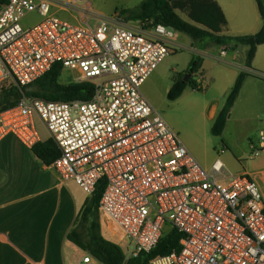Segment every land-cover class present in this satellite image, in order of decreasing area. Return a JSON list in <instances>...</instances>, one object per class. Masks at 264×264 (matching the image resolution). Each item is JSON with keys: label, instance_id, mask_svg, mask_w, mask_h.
Wrapping results in <instances>:
<instances>
[{"label": "built area", "instance_id": "obj_1", "mask_svg": "<svg viewBox=\"0 0 264 264\" xmlns=\"http://www.w3.org/2000/svg\"><path fill=\"white\" fill-rule=\"evenodd\" d=\"M79 1L0 6V85L27 87L59 64L75 82L94 87L89 101L21 98L0 111V140L11 135L32 149L40 142L38 117L59 150L50 167L61 182L74 181L91 195L104 179L99 213L120 232L125 259L151 251L176 230L179 250L149 264H264L258 184L245 173H229L219 159L202 166L141 92L163 59L182 47L175 32L126 22L119 12L94 15ZM51 7L77 10L84 20H61ZM30 14L40 20L23 26ZM259 137L253 156L264 148V133ZM92 259L86 252L77 264Z\"/></svg>", "mask_w": 264, "mask_h": 264}, {"label": "crops", "instance_id": "obj_2", "mask_svg": "<svg viewBox=\"0 0 264 264\" xmlns=\"http://www.w3.org/2000/svg\"><path fill=\"white\" fill-rule=\"evenodd\" d=\"M214 1L226 19L220 33L223 36L255 35L264 25L255 0ZM50 13L71 23L84 20L77 10L51 7ZM31 15L40 20L39 15ZM208 47L207 50L211 49ZM217 51V57L207 51L198 53L202 57L198 80L210 97L201 106H191L198 109L204 123L212 125L238 73L244 70L249 76L230 108L222 134L214 138L213 154L204 167L219 159L229 173H245L258 184L264 203V148L258 156L252 155L259 146L260 133H264V44L256 47L250 68L244 64L247 47L226 50L217 47ZM141 92L144 95L143 87ZM183 144L194 157L195 148ZM242 161L245 164H240ZM70 182L78 187L73 181L61 182L52 167L39 161L15 137L10 135L0 140V264H66V258L77 253L73 248L77 246L66 237L76 227L90 195L68 187ZM99 223L101 235L120 246V232L111 221L100 213ZM84 253L81 252L75 264ZM92 262L100 264L94 258Z\"/></svg>", "mask_w": 264, "mask_h": 264}, {"label": "trees", "instance_id": "obj_3", "mask_svg": "<svg viewBox=\"0 0 264 264\" xmlns=\"http://www.w3.org/2000/svg\"><path fill=\"white\" fill-rule=\"evenodd\" d=\"M7 0H0V6L6 4ZM259 14L264 21L263 0H255ZM178 11L184 13L187 20L183 19ZM222 10L214 0H142L134 9H122L119 11L126 22H142L143 24H161L174 32L184 34L195 42L203 43L205 47L217 45L234 49L239 46L247 47L245 55V67H251L256 47L264 44V25L258 33L251 36L230 37L221 35L222 29L226 26V19ZM186 74L189 75L186 81L182 77L174 79L167 92L170 101L176 100L183 93L187 86L198 89L193 80V75L201 68L202 57L192 55L188 61ZM63 68L55 64L44 76L31 83L37 85L35 93L25 92L26 87H17L12 83L0 85V111L14 107L23 98H36L44 101H89L93 96L94 87L87 82H71L62 84L59 79ZM249 73L241 70L228 93L223 107L217 113L211 127L212 136L218 137L222 134L232 107L244 79ZM184 80V79H183ZM5 84L7 86H5ZM39 161L50 166L58 156L59 150L52 140L36 143L31 149ZM95 190L89 199L84 203L76 223L67 234V240L81 250L87 251L100 264H149L154 258L168 255L179 250L181 235L176 230H170L159 240L158 244L149 252H140L136 257L125 259L122 248L107 239L100 232V210L99 201L105 188V180L98 181ZM87 227V228H86ZM86 228V237L82 238L80 229Z\"/></svg>", "mask_w": 264, "mask_h": 264}, {"label": "rangeland", "instance_id": "obj_4", "mask_svg": "<svg viewBox=\"0 0 264 264\" xmlns=\"http://www.w3.org/2000/svg\"><path fill=\"white\" fill-rule=\"evenodd\" d=\"M141 1L142 0H80L77 5L79 7H84L86 4L90 8V13L94 15L110 16L122 9H134ZM52 10L55 9L52 8ZM178 14L183 19L187 20L184 13L178 11ZM37 21L38 17L30 14L22 20L21 24L29 27L34 25ZM91 21H93V19ZM175 41L182 45V47L166 56V58H164L157 66L155 71L142 85L144 90L143 96L147 99L153 109L163 118L172 131L177 134L180 141L195 148V159L201 165L205 166V161L209 160L213 154L212 147L215 140L214 136L210 133V124L208 122L204 123L200 114H198V109L191 106V104L201 106L209 99L208 97H210L204 87H201V89L198 88L200 86L198 80L200 74L197 73L192 77L197 84L198 89H193L190 86H187L180 97L174 101H170L167 98V92L174 79L182 77L183 82V79L186 76L187 61H189L192 55H199L198 53H205V51H207L209 55L217 57V45H209L211 49L207 50L203 43L195 42L188 36L176 32ZM208 67H210L209 64ZM59 82L67 84L75 81L72 79V74L69 71L63 70ZM5 86L7 85L5 84ZM34 126L38 133L37 135L41 140H47L49 138V133L45 125L38 117H34ZM214 154H216V151ZM240 164L245 163L242 161ZM72 184V182L68 183V187H73L77 192L80 191L82 195L86 194V192L84 193L80 187L79 189L76 186H72ZM86 228H79L83 236L82 238L86 237ZM102 232L106 237L110 238V235L105 230H102ZM73 248H75L77 253L71 257L68 256L66 258V264H75L81 252H87L78 247Z\"/></svg>", "mask_w": 264, "mask_h": 264}, {"label": "water", "instance_id": "obj_5", "mask_svg": "<svg viewBox=\"0 0 264 264\" xmlns=\"http://www.w3.org/2000/svg\"><path fill=\"white\" fill-rule=\"evenodd\" d=\"M188 77H189V75L186 74V76L184 77L183 82L186 81ZM37 90H38V86H37V85L27 86V87L24 89L25 92H30V93H35V92H37Z\"/></svg>", "mask_w": 264, "mask_h": 264}]
</instances>
